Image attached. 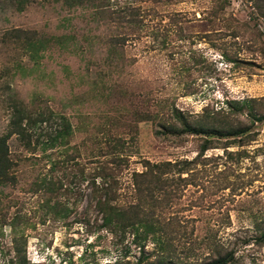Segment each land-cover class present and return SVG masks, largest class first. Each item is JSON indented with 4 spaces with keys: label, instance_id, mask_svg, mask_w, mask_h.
<instances>
[{
    "label": "rangeland",
    "instance_id": "obj_1",
    "mask_svg": "<svg viewBox=\"0 0 264 264\" xmlns=\"http://www.w3.org/2000/svg\"><path fill=\"white\" fill-rule=\"evenodd\" d=\"M1 137L0 264H264V0H0Z\"/></svg>",
    "mask_w": 264,
    "mask_h": 264
},
{
    "label": "trees",
    "instance_id": "obj_2",
    "mask_svg": "<svg viewBox=\"0 0 264 264\" xmlns=\"http://www.w3.org/2000/svg\"><path fill=\"white\" fill-rule=\"evenodd\" d=\"M45 112H41L40 114L38 112L29 110L27 112L20 111L18 115V120L16 121V126L18 129L16 130V133L19 134L22 139L33 138V134H29L35 130V128L39 125V123H43L45 120ZM42 118L43 120H40ZM62 118L65 120L64 126L62 129H60L56 136L53 137L52 144L55 145L54 141L59 143L60 145H63L65 143H68L69 138L72 136L73 128L72 125L67 121V119L62 116ZM26 122V124H24ZM184 126L182 129H179L175 124H166L164 127L165 129L162 131H158V135L167 134L169 131L172 133H182V132H192V133H203L201 129L192 128L190 126H187V122L184 121ZM38 128V127H37ZM166 130V131H165ZM41 134L38 135V131H34V137L36 138V142L39 141ZM32 146V144H29ZM39 143L35 144V147H37ZM51 145V144H50ZM46 149V147L44 148ZM70 160V159H68ZM121 160V159H120ZM65 163V162H64ZM176 164V163H175ZM171 162L162 163L161 165H151L150 162H148L147 170L142 173H134V185L136 187V190L139 192H143V181H155V184L161 183L162 181H168V179L164 180V176L166 173H168L169 168H171L173 165H175ZM154 167L155 170H158L157 172L152 169ZM180 172H184L185 168H182V170H179ZM46 179H43L42 182H45ZM17 182V174L15 171V162L11 157V152L9 150V147L7 145L6 138H0V186L7 187L9 184H15ZM102 205L105 206L104 211L106 213L105 220L106 223H112L114 221V218L117 217L119 219H127V213L128 211L116 206H108L106 202H103ZM107 207V208H106ZM138 216V215H137ZM10 220V221H9ZM8 220V217L3 214V217L0 218V226L4 227L7 225H10L13 228V232L17 235L18 233V219L17 217L10 218ZM129 220V219H128ZM126 220V221H128ZM145 223L146 226L150 227L151 224L138 219L137 223ZM26 242V240H25ZM16 243V241H15ZM16 243L15 246V256L9 258V264H26L27 261L25 259L24 253L25 249H22L20 246H17ZM229 257H233L232 254L230 256H224L220 257L216 260V262H211L210 264H227L230 260ZM163 261V260H161ZM159 261L158 264H161L162 262Z\"/></svg>",
    "mask_w": 264,
    "mask_h": 264
}]
</instances>
